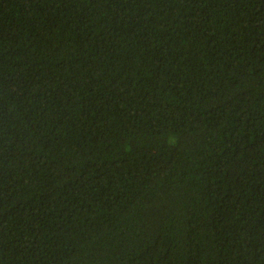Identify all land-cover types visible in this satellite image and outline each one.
I'll use <instances>...</instances> for the list:
<instances>
[{"label": "trees", "instance_id": "obj_1", "mask_svg": "<svg viewBox=\"0 0 264 264\" xmlns=\"http://www.w3.org/2000/svg\"><path fill=\"white\" fill-rule=\"evenodd\" d=\"M0 264H264V0H0Z\"/></svg>", "mask_w": 264, "mask_h": 264}]
</instances>
